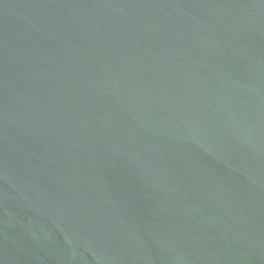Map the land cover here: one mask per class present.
I'll use <instances>...</instances> for the list:
<instances>
[{
    "label": "water",
    "instance_id": "1",
    "mask_svg": "<svg viewBox=\"0 0 264 264\" xmlns=\"http://www.w3.org/2000/svg\"><path fill=\"white\" fill-rule=\"evenodd\" d=\"M0 264H264V0H0Z\"/></svg>",
    "mask_w": 264,
    "mask_h": 264
}]
</instances>
